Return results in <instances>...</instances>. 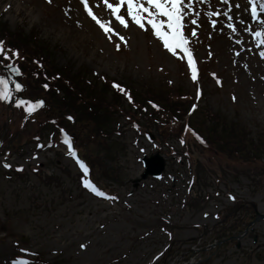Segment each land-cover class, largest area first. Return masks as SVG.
<instances>
[{"label": "rangeland", "instance_id": "rangeland-1", "mask_svg": "<svg viewBox=\"0 0 264 264\" xmlns=\"http://www.w3.org/2000/svg\"><path fill=\"white\" fill-rule=\"evenodd\" d=\"M96 3L98 0H90L93 6ZM230 3L236 33L227 27L229 21L223 15L210 18L206 14L227 11L220 0H209L194 4L199 16L186 17L184 35L195 57L203 64L211 61L215 72L203 82L202 104L254 131L264 127V58L260 56L264 47H255L245 27L251 24L253 30H260L261 26L252 22L247 0ZM94 11L102 19H113L102 6ZM0 17L12 31L23 27L27 33L35 28L38 39L56 51L54 63L60 66L70 62L75 67L87 66L98 76L137 81H154L169 73L170 85H183L190 91H195L198 83L192 80L186 59L168 53L151 30L131 23L125 29L114 23L126 44L116 36L109 40L79 0H0ZM193 18L197 25L191 24ZM211 20L217 21L215 28ZM193 30L196 36H192ZM227 40L228 56L222 52ZM32 86L40 92L39 80L32 81ZM18 102L15 97L9 107L0 101V139L9 141L5 145L0 140V264H14L18 259L36 264L37 256L48 264H264V220L240 237L233 228L235 239L227 247L215 248L213 244L236 199L255 204L264 215V173L243 174L237 162L201 149L189 137L185 147L173 139L168 146H161L127 118L119 122L123 135L117 138L113 127L94 130L98 145L114 151L108 154L102 150L100 155L97 144L95 148L88 142L86 130L79 124L75 135L85 143L83 152L93 166V180L116 197L105 200L81 188L78 167L69 158L66 145H60L59 155L32 141L47 109L24 126L28 113L16 106ZM156 154L165 162L163 174L143 179L142 159ZM5 161L12 165L10 170L3 167ZM199 161L210 172L209 190L193 188ZM111 168L120 171L117 182L109 173L106 176ZM49 171L62 176L63 190L70 195L64 197L54 183H44ZM228 171L231 175L225 177ZM236 173L238 182L233 176ZM191 199L199 200L197 207L186 203ZM228 222L232 226L234 218ZM238 228L245 226L240 223Z\"/></svg>", "mask_w": 264, "mask_h": 264}, {"label": "snow or ice", "instance_id": "snow-or-ice-1", "mask_svg": "<svg viewBox=\"0 0 264 264\" xmlns=\"http://www.w3.org/2000/svg\"><path fill=\"white\" fill-rule=\"evenodd\" d=\"M48 2L51 3V0H48ZM79 2L83 6V10L105 33L109 40H111L113 36H116L120 41L126 44L125 38L113 27L114 23H118L125 29H127L131 23L141 30H151L155 38L161 42L163 48L173 57H176L179 60L187 58V63L192 74V80H197V68L191 50L188 47L189 40L184 35V21L188 16H199V13L195 11L194 4L208 3L209 0H98V3L94 6L90 4V0H79ZM220 2L227 6V11L221 13L219 10H216L210 11L206 14L210 18L223 15L229 21L227 27L231 29L233 33H236L237 26L236 24L231 23L233 16L229 14L232 12L230 0H220ZM247 4L250 7L246 10L250 12L252 22L259 24L261 28L260 30H253L252 25L249 24L245 27V31L252 36L257 47H264V0H247ZM101 6L111 17H113V19L105 20L100 18L95 13L94 7L100 8ZM235 7L238 9L240 8V5L236 4ZM239 22L241 24L244 23L243 20ZM211 23L212 27L215 28L217 21L211 20ZM191 24L197 25V19H191ZM192 36H196L195 30L192 31ZM236 43L243 44V41L237 40ZM116 48L119 50L120 45L117 44ZM250 50L251 49H249V51ZM236 55H240V53L237 52ZM260 56L261 58H264V51L260 52ZM14 57L18 58L19 53L13 52L10 49H5L3 44L0 43V63L8 61L9 63L4 66L19 75V68L11 62ZM45 87H47V85H45ZM113 87L117 90L124 91L119 84H113ZM15 90L20 92L23 89L22 86L17 83ZM10 98L11 89L9 87V80L4 76H0V101L7 102L10 101ZM128 98L131 101V96ZM16 106L24 107L28 115H32L36 109L43 107V101H20ZM69 119L71 120L72 118L69 117ZM61 133L63 135L62 143L66 145L68 154L75 159L83 173V186L97 197L105 200H115L116 197L108 196L94 183H92V181L88 178L90 169L87 164L78 157L72 138L64 132L63 129H61ZM197 139H199V137H197ZM181 143L183 144L184 141L181 140ZM38 147L43 148L44 145L39 144ZM3 167L11 169L12 165L5 161ZM17 171H23V169H17ZM82 247L85 246L82 245ZM157 259H159V257H157ZM14 264H28V261L18 259L17 261H14Z\"/></svg>", "mask_w": 264, "mask_h": 264}, {"label": "trees", "instance_id": "trees-1", "mask_svg": "<svg viewBox=\"0 0 264 264\" xmlns=\"http://www.w3.org/2000/svg\"><path fill=\"white\" fill-rule=\"evenodd\" d=\"M35 34L36 32L32 31L28 35H23L21 33V36H10L11 48L15 49L20 56L27 59L32 64H44L46 60V63H49V65L54 67V58L51 51L43 42H41V44L36 41L34 38ZM42 73L46 75L45 79H43L44 83H48V78L51 76L58 75V78L54 79V84L59 91L58 95L63 94V99L52 100V104L58 111L62 110L64 114L77 116L82 120L83 124L89 125L90 139L93 141L94 138L96 139V134L94 132L95 129L98 131H104L110 127L112 122L111 119L115 116L114 106L118 103L119 99L118 95L114 94L112 91L110 85H102L94 79H90L88 77L89 73L86 69L72 72L70 67H65L46 69ZM48 86L51 88L52 84H49ZM66 92L69 93V96L68 94L64 95ZM144 92L150 96L147 98V102H155L164 111L171 113L176 119L182 118V116L177 114V111H179L178 107L182 108L185 103L180 100L178 102H171L169 99L171 91L169 93V91L164 88L146 87ZM88 97L96 99L95 102H85ZM98 104H100V106H98ZM79 107H85L88 109L85 110L84 113H81V110L77 109ZM101 111L107 113V123L103 127H100L96 121L102 116ZM206 122L208 125L201 127V129L207 134L205 138L213 148L220 152L226 153L231 157H235L237 154H242L246 147L249 148L251 152H259V144L255 143L254 139L243 126L229 122L218 116H215V120L212 118ZM67 126H70V124L67 123ZM198 132L202 133V131ZM261 140L264 141L262 138ZM262 147L264 149V143L262 144ZM48 179H54L58 185L60 184V179L56 176ZM225 238H228V236L219 238V241H222Z\"/></svg>", "mask_w": 264, "mask_h": 264}, {"label": "water", "instance_id": "water-1", "mask_svg": "<svg viewBox=\"0 0 264 264\" xmlns=\"http://www.w3.org/2000/svg\"><path fill=\"white\" fill-rule=\"evenodd\" d=\"M147 163H148V166H149L151 173H153V174H159L163 169L162 166L160 168L155 169L152 165V161H147Z\"/></svg>", "mask_w": 264, "mask_h": 264}, {"label": "bare ground", "instance_id": "bare-ground-1", "mask_svg": "<svg viewBox=\"0 0 264 264\" xmlns=\"http://www.w3.org/2000/svg\"><path fill=\"white\" fill-rule=\"evenodd\" d=\"M242 13L244 14V11L243 10H242ZM227 41H228V44H226L225 47L222 50L223 54L226 55V56H228L227 51L230 48V45H229L230 40H227ZM96 243H97L96 245H99L100 244V246H103V243L102 242H96Z\"/></svg>", "mask_w": 264, "mask_h": 264}]
</instances>
